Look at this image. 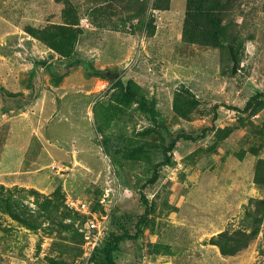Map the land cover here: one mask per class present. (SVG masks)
Returning <instances> with one entry per match:
<instances>
[{
    "label": "rangeland",
    "instance_id": "374dc122",
    "mask_svg": "<svg viewBox=\"0 0 264 264\" xmlns=\"http://www.w3.org/2000/svg\"><path fill=\"white\" fill-rule=\"evenodd\" d=\"M186 1L166 0L168 9L159 10L152 0H0V185L7 190L0 192V264H94L82 256L85 219L66 207L65 195L97 214L109 209L106 237H137L119 243L114 264H228L213 256L209 239L243 228L251 221L248 200L264 199V98L242 111L264 94V0H220L215 12L234 40L236 74L229 42L211 48L183 40ZM137 7L147 14L135 15ZM56 25L75 36H60L61 51L28 33ZM74 60L80 63L68 67ZM100 70L120 73L121 86L96 75ZM15 86L25 100L5 99L18 95L8 91ZM46 91L48 99L37 100ZM2 108L13 111L2 116ZM204 129L212 131L200 138ZM220 130L228 133L218 142ZM182 131L200 139L179 140L147 183ZM255 165L260 185L252 182ZM31 189L58 192L63 205L44 211ZM212 195L226 198L227 215L223 206L207 207ZM142 197L151 212L136 231ZM250 246L248 264H264L262 236Z\"/></svg>",
    "mask_w": 264,
    "mask_h": 264
},
{
    "label": "trees",
    "instance_id": "16d2710c",
    "mask_svg": "<svg viewBox=\"0 0 264 264\" xmlns=\"http://www.w3.org/2000/svg\"><path fill=\"white\" fill-rule=\"evenodd\" d=\"M112 1V0H105ZM134 3H139L149 1V0H132ZM152 6L153 9H159V10H166L168 9V4H166V0H152ZM230 3V0H228V5ZM144 9V8H143ZM141 8H136L135 15L139 14H147L146 10H143ZM218 9L221 8V2L220 0H187L186 1V17L183 24L182 29V38L185 42L196 44L199 46L204 47H211V48H220L224 47L226 42H229L232 45L233 52L237 58V52L234 48V40L232 39H226L225 36V26L221 25V22L215 17V12ZM68 13H71L68 10ZM74 16V14H72ZM143 19V18H142ZM141 20V19H140ZM143 21V20H142ZM204 21H207L204 23ZM65 24H69L68 22H65ZM34 29V28H33ZM131 29V27H130ZM28 33L30 35H34V37H37L38 39L45 42L48 46H50L54 50L61 51L59 49L60 43L62 44L63 39H60V36L67 37L71 39V42L74 39V33H71L70 30H67V27L64 25H56L51 27H46L44 29H35V30H29ZM59 33V36L58 34ZM147 36H153L155 34V28L153 25V22L150 23V29L148 28L146 32ZM65 37V38H66ZM47 38V39H46ZM44 39V40H43ZM66 42V41H65ZM230 57V55H229ZM80 60H74L69 64L68 67L79 64ZM104 71H96V75L100 76L102 79H104ZM59 81V79H58ZM114 86H121V80L117 79L113 82ZM126 96L130 98H136L138 100V107L143 110L144 112H150L152 113V109L146 105V102L141 98L134 95H130L129 93L125 94ZM259 98H264V94L256 93L255 95L251 96L245 103L242 111H247L249 106L253 101H256ZM194 104L197 103V101L194 100ZM238 110L237 108H234ZM239 111V110H238ZM217 114L213 115L212 120L215 121L218 116ZM210 130V131H209ZM207 131L211 132V129H204L202 133L200 134V138H203ZM225 134L223 137L220 135V133ZM228 133V130H220L216 133L217 141H222ZM200 138L198 136H192L188 135L185 132L177 133L176 136L169 142L168 146L164 148V158L161 162L156 164L153 167V172L150 175V177L147 180V183L153 184L157 180V175L159 173V170H161L162 167L166 166L169 162V155L173 149L175 144L179 140L184 141H198ZM256 165L258 163H255ZM256 165L254 166L253 171V180L256 185H260L261 182L259 180H256ZM6 190L2 185H0V192ZM21 192H24L25 190L23 188L18 189ZM7 191V190H6ZM31 195L34 198H43V206L42 209L44 211H49L52 209V211H56L58 209L59 205H63L58 203V198H61V195L59 196L58 192H55L54 195L49 196H43L39 194L37 191L31 189ZM57 198L55 201L53 198ZM63 197V196H62ZM142 202L144 204V210L141 214L140 218L138 219L135 229H139L140 225L147 223V217L151 212V208L148 206V201L144 197L141 198ZM64 200V197H63ZM3 201V199H2ZM248 207L245 208V214L247 218H250L251 221L246 224L243 228H238L236 230L232 231H222L217 234L216 239L213 237L209 239V244L214 245L218 249V253L222 258H228V257H236L240 256L243 253H246L248 251V248L256 239L258 236H262L264 241V233H262V224L264 221V199H254L251 198L248 200ZM249 206H253V211ZM2 206H0L1 208ZM65 209V208H64ZM9 213V211H8ZM62 216H67L65 214V210L61 213ZM9 216L13 219L18 221L21 225L31 228L32 226L28 220L22 219L19 216L16 215H10ZM67 228V226H62ZM81 239V244L83 242V236L80 233L79 235ZM132 239L136 240V236H129L127 233L122 234H109L107 237L105 236L104 240L101 241L98 247L95 248L94 252L92 253L90 259L92 258V261L94 264H114L113 260V252L117 251L119 249V243L123 239Z\"/></svg>",
    "mask_w": 264,
    "mask_h": 264
},
{
    "label": "built area",
    "instance_id": "2783aa9c",
    "mask_svg": "<svg viewBox=\"0 0 264 264\" xmlns=\"http://www.w3.org/2000/svg\"><path fill=\"white\" fill-rule=\"evenodd\" d=\"M51 170H55L57 174H61V170H58L56 166H52ZM64 202L69 210L81 215L85 219L80 232L83 235L82 256L87 262L95 248L101 243L107 231L109 209H103V214H97L96 211H91L90 203L83 202L68 195L64 196Z\"/></svg>",
    "mask_w": 264,
    "mask_h": 264
},
{
    "label": "crops",
    "instance_id": "0c3cea01",
    "mask_svg": "<svg viewBox=\"0 0 264 264\" xmlns=\"http://www.w3.org/2000/svg\"><path fill=\"white\" fill-rule=\"evenodd\" d=\"M5 79L4 78H2V81H4ZM6 81V80H5ZM4 85H6L7 84V82H4L3 83ZM10 88H12V87H9L8 89V91L10 92V93H15V94H17L18 93V95H11V97H7V98H5V99H8V100H10V99H13L14 97H17V96H19V97H22V100H25L26 99V97H25V92L23 91V90H20V88L19 87H17L16 88V86L14 87L15 89H17V90H14V91H12ZM48 95H49V93H48V91H46V92H44V95L41 97V98H38L37 100H47L48 99ZM13 100H16V99H13ZM11 101H6V102H3V104H8V103H10ZM3 111L5 112H12L13 111V109L12 108H2V116H4V115H6V114H4L3 113ZM19 115L20 116H24V112L23 111H21V112H19ZM28 186H31V187H36L33 183H30V184H27ZM26 185V186H27ZM39 187V186H38ZM36 189H38V188H36ZM209 197L210 196H208L206 199H208V200H206V205H207V207H211V209H213V208H215V209H217V208H220V207H222L223 208V210L225 209H227L228 208V210L230 209V207L232 208V206H227L228 204H227V201H226V198H224V196L222 197V196H218V195H212V198H211V200H210V203H208V201H209ZM225 197H227V196H225ZM222 208H220V209H222ZM229 213V212H228ZM226 215H227V210H226V213H225ZM210 215L213 217H215L216 219H217V213H215V212H212V210H211V212H210ZM208 245V247H210V248H212L213 250H212V254H213V256L215 257L216 255L217 256H220V254L218 253V249L214 246V245H211V244H207ZM251 252H253V246H250L249 248H248V251L246 252V253H243L242 255H240V256H236V257H228V258H223V259H227L228 260V264H248V262L252 259L251 258V255H250V253ZM208 257H210V255L208 256ZM221 257V256H220ZM222 258V257H221ZM215 259V258H214ZM249 260V261H248Z\"/></svg>",
    "mask_w": 264,
    "mask_h": 264
},
{
    "label": "water",
    "instance_id": "95a60500",
    "mask_svg": "<svg viewBox=\"0 0 264 264\" xmlns=\"http://www.w3.org/2000/svg\"><path fill=\"white\" fill-rule=\"evenodd\" d=\"M228 51H229V55L232 61V67H231V73L232 74H236L237 72V58L233 52V49L229 46L228 47ZM104 77L105 79H107L108 81H116L120 75V73L118 72H109V71H105L104 73Z\"/></svg>",
    "mask_w": 264,
    "mask_h": 264
},
{
    "label": "clouds",
    "instance_id": "9594fccd",
    "mask_svg": "<svg viewBox=\"0 0 264 264\" xmlns=\"http://www.w3.org/2000/svg\"><path fill=\"white\" fill-rule=\"evenodd\" d=\"M81 216V215H80ZM110 216V215H109ZM82 217V216H81ZM109 221V219H108ZM108 224V223H107ZM81 233V232H80ZM82 234V233H81ZM105 235H106V232H105ZM105 235H104V238H105ZM83 236V235H82ZM104 238L102 239V241L104 240ZM83 243V242H82Z\"/></svg>",
    "mask_w": 264,
    "mask_h": 264
}]
</instances>
